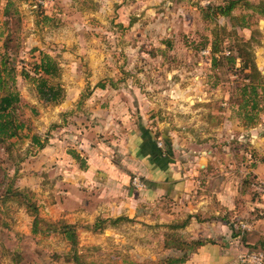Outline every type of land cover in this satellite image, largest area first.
<instances>
[{
  "label": "rangeland",
  "instance_id": "rangeland-1",
  "mask_svg": "<svg viewBox=\"0 0 264 264\" xmlns=\"http://www.w3.org/2000/svg\"><path fill=\"white\" fill-rule=\"evenodd\" d=\"M247 1L253 7L238 5L232 11L236 20H207L201 8L221 0H0V46L11 41L7 51L15 62L21 99L17 120L24 124L19 135L0 145V196L11 190L0 199V264H157L171 252L166 247L177 248L169 246V223L162 215L170 205L161 200L141 201L132 217L122 216L117 223L89 211L74 223L77 260L61 234L32 232L34 213L20 195L12 194L15 189L37 206L42 228V222L69 223L50 208L49 182H42L49 181V167L42 165L39 153L48 152L59 135L73 132L71 120L107 132L99 137L103 144L117 143V124L123 120L140 122L163 147L164 137L186 142L188 152L195 150L210 170L245 174L253 160L264 156V111L255 124L245 126L239 108L247 82L240 59L235 65L213 66L209 48L215 32L224 38V54L230 46L248 42L264 76V0ZM242 22L248 26L240 27ZM40 52L60 66L64 98L57 104L40 100L34 84L20 74ZM74 103L99 109L94 118L86 113L74 117L67 114ZM123 106L133 111L123 114ZM32 135L42 146L32 143ZM247 180L244 175L245 190L254 198L257 184L254 189ZM129 182L133 189L143 188L134 186L133 176ZM88 202L95 204L94 193ZM241 215L245 213L228 221L236 233L243 231L241 224L249 225ZM252 249L264 254V247Z\"/></svg>",
  "mask_w": 264,
  "mask_h": 264
},
{
  "label": "crops",
  "instance_id": "crops-1",
  "mask_svg": "<svg viewBox=\"0 0 264 264\" xmlns=\"http://www.w3.org/2000/svg\"><path fill=\"white\" fill-rule=\"evenodd\" d=\"M67 109L70 116L86 113L94 118L99 107L74 103ZM125 109L129 108L119 110L123 114L133 111ZM87 123L71 120L68 128L73 132L59 135L48 152L39 153L44 156L42 165L49 167V181L42 182H49L50 208L56 210V217L61 214L72 224L81 222L89 211L106 218L132 217L141 201L161 200V205L166 201L170 211L162 216L169 223L165 226L171 242L177 240L185 247H166L171 252L162 259L182 258L177 264H250L238 260V254L259 247L264 239V187L250 198L243 179L245 175L254 189L258 182L264 186L261 158L253 160L245 174L210 170L195 150L188 152L186 142L178 144L164 137L165 147L159 146L151 130L140 122L137 126L124 120L117 124L118 138L113 145L98 142L107 132L94 127L89 130ZM132 176L141 179L142 189L131 187ZM91 193L96 198L93 206L88 202ZM237 213H245L241 216L249 223L240 233L228 224Z\"/></svg>",
  "mask_w": 264,
  "mask_h": 264
},
{
  "label": "trees",
  "instance_id": "trees-1",
  "mask_svg": "<svg viewBox=\"0 0 264 264\" xmlns=\"http://www.w3.org/2000/svg\"><path fill=\"white\" fill-rule=\"evenodd\" d=\"M240 4L247 8L253 7V5L247 0H221V2L217 4L201 8V11L204 14V18L207 20H212L217 16H227L236 20V17L232 15V11ZM5 12L8 14L9 10L6 8ZM245 25L248 26L242 22L240 27ZM220 30L226 32L224 27H220ZM231 31L234 32L233 30ZM214 35L215 37L211 39L209 44L210 51L213 54V66H222L223 64L235 65L237 59H240L239 62L241 65L239 70L243 72L245 71L243 76L247 82H245L241 89L242 97L244 99L242 100V103H240L239 108L240 111L244 113L245 126H252L256 123L258 112L264 111V76L259 72L251 57L250 51L247 49L249 46L248 42L243 41L235 46H230L229 54H224V47L222 45L224 38L219 36L216 32ZM10 42L9 38H7L4 45L0 46V145L8 143L6 141L19 135V130H22L24 126L23 123L17 120L16 108L21 99L15 88V62L13 58H10V54L7 51L10 47ZM205 46H208V43H206ZM233 51H236V54H233ZM217 53L221 54L217 56ZM20 74L34 84L38 98L44 103L57 104L64 98V88L58 80L60 66L58 61L49 54L40 52L38 60L31 62L29 68H21ZM262 102L263 105L261 106ZM31 140L36 146H42V143L35 135H32ZM261 160L264 162V156ZM10 191L11 190L9 189L8 194L0 196V199L7 197L10 194ZM12 194L20 195L25 206L32 209L34 213L32 232L36 234L38 232L50 231L52 233L61 234L71 245L73 256L77 260V254L75 252L77 245L75 225L59 220L55 224L42 222L41 224L44 226V228H42L41 225H38V222L42 220L37 215V206L31 204L28 200L29 197L21 190L15 189ZM122 218V216H119L116 218H110L109 220L112 223H117L122 220ZM169 245H177V248L181 249L184 247V244L178 243L177 240L172 241ZM259 246L264 247V239L260 240ZM180 261H182V258L180 259L171 256L161 260L157 264H177Z\"/></svg>",
  "mask_w": 264,
  "mask_h": 264
},
{
  "label": "built area",
  "instance_id": "built-area-1",
  "mask_svg": "<svg viewBox=\"0 0 264 264\" xmlns=\"http://www.w3.org/2000/svg\"><path fill=\"white\" fill-rule=\"evenodd\" d=\"M207 51V50H205ZM160 146V143L158 142ZM133 184L136 187L143 186L141 179L138 176H133ZM263 182H259L256 185V189L261 191L263 189ZM246 224V223H245ZM245 224H241L242 230L247 229L248 227ZM238 260L241 262H248L250 264H263L264 263V254L261 251H244L238 254Z\"/></svg>",
  "mask_w": 264,
  "mask_h": 264
}]
</instances>
